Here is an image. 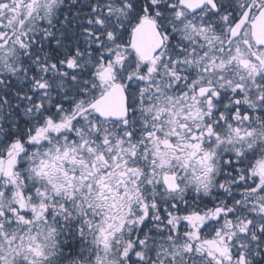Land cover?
<instances>
[{"label":"snow or ice","instance_id":"obj_1","mask_svg":"<svg viewBox=\"0 0 264 264\" xmlns=\"http://www.w3.org/2000/svg\"><path fill=\"white\" fill-rule=\"evenodd\" d=\"M0 264H264V0H0Z\"/></svg>","mask_w":264,"mask_h":264}]
</instances>
